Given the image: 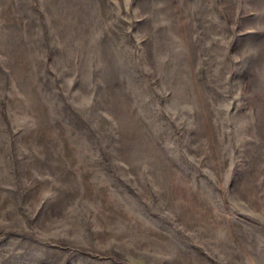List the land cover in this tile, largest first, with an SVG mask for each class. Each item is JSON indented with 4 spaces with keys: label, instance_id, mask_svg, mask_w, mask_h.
I'll use <instances>...</instances> for the list:
<instances>
[{
    "label": "rangeland",
    "instance_id": "rangeland-1",
    "mask_svg": "<svg viewBox=\"0 0 264 264\" xmlns=\"http://www.w3.org/2000/svg\"><path fill=\"white\" fill-rule=\"evenodd\" d=\"M0 264H264V0H0Z\"/></svg>",
    "mask_w": 264,
    "mask_h": 264
}]
</instances>
